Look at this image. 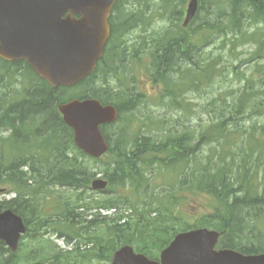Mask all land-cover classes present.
<instances>
[{
    "label": "trees",
    "instance_id": "obj_1",
    "mask_svg": "<svg viewBox=\"0 0 264 264\" xmlns=\"http://www.w3.org/2000/svg\"><path fill=\"white\" fill-rule=\"evenodd\" d=\"M144 1L115 2L102 57L72 88L53 89L29 65H0V212L13 210L27 226L15 252L0 240V264L107 263L123 244L157 259L177 232L198 227L221 231L219 247L264 253V0H198L186 28L177 25L186 0H158L143 9ZM155 15L170 26L131 42L129 34L145 31ZM175 28L192 30L191 44ZM219 37L232 46L253 42L252 65H218L200 56V44ZM133 62L145 65L162 109L178 119L193 110L184 96L203 87L210 95L206 117L195 127L176 123L174 115L147 117L146 123L160 124L151 134L113 132L118 123L132 127L134 115L124 113L131 104L122 107L109 94L146 103ZM120 75L129 84H116L114 92L106 83ZM218 78L239 85L225 87ZM73 98H97L117 109L116 121L100 126L109 151L99 159L75 147L57 111ZM97 175L108 182L102 191L90 188ZM197 195L204 201L195 215L182 207ZM46 201L54 213L41 216Z\"/></svg>",
    "mask_w": 264,
    "mask_h": 264
},
{
    "label": "water",
    "instance_id": "obj_2",
    "mask_svg": "<svg viewBox=\"0 0 264 264\" xmlns=\"http://www.w3.org/2000/svg\"><path fill=\"white\" fill-rule=\"evenodd\" d=\"M116 0H0V57L23 60L50 86H74L96 67L110 35L108 18ZM189 0L182 25L197 10ZM73 142L83 153L98 158L108 151L99 129L117 118L116 108L95 98L72 99L58 105ZM107 181L96 178L91 188ZM25 232L22 218L7 209L0 212V240L12 251ZM220 233L196 228L177 233L161 250L158 260L125 244L109 264H264V253L245 255L233 249H215Z\"/></svg>",
    "mask_w": 264,
    "mask_h": 264
},
{
    "label": "rangeland",
    "instance_id": "obj_3",
    "mask_svg": "<svg viewBox=\"0 0 264 264\" xmlns=\"http://www.w3.org/2000/svg\"><path fill=\"white\" fill-rule=\"evenodd\" d=\"M188 0H186L185 5L183 7V13L186 9V3ZM158 0H146L142 3V8L145 9L146 7H156L155 3H157ZM144 5V6H143ZM183 13L181 15L180 20L178 21L177 25L181 26L182 18H183ZM197 22L199 23V17L197 18ZM170 23H165L164 20H160L158 16L155 15L153 20H151L148 24L145 26V31L144 27H139L138 29H134L132 33L129 34V38L131 39V42L138 41L136 39L137 35H141L142 37L146 36H155V34L158 32V30H165L167 27H169ZM201 26V25H200ZM152 29V30H151ZM175 30L179 31L180 37H183L185 41H189L190 39L188 37L189 35L193 34L192 30L182 32L179 30V28H175ZM141 40V38H139ZM222 38L219 37L217 39L212 40L211 43L209 44H200V49H199V54L200 56H203L205 58H208V56L211 57V60L214 58L216 62H219L218 65H249L250 63H247L252 57H253V52H254V43L253 42H246L242 45H239V43H234L233 46L230 45V43L227 44L228 40H224L222 43H225L226 45H222L221 43ZM200 43V42H198ZM147 58H144V61H146ZM130 65H134L132 67V73L135 76V86L137 90H140V92L145 94V105H142V101H139L138 98L131 103H128V97L129 95L125 94H120L118 96H113L112 94H109L111 96L112 101H116L119 105H123L124 107L127 104H131L132 106L130 107L129 110H125L124 113L134 115L133 117V125L132 127L129 126L128 123H118L116 126L112 129L114 132H119L118 130H127L126 132L130 133H143L144 135L151 134L153 130L157 129L160 127V124L157 122H152L150 124L146 123L147 122V117L151 119H155L156 116H165L166 118L174 115V121L176 123H179V119L185 123L184 120L189 121V125L191 127H195V125H198L201 121V119L205 118L206 115L204 114L203 107H207V103L210 101V95H204L203 87L198 91V93L191 94L187 93L183 100L184 104L189 103L190 108L193 109L191 114H188V117L185 116L184 112L181 113L179 112L178 114H182L179 119L177 118L178 115L175 114L173 110L168 111L167 109H162V106L164 105L159 99V93L160 90L158 89L157 86L152 84L151 78L147 74L146 68L144 64H137L135 62L131 63ZM252 65V63L250 64ZM229 78L231 75L228 76ZM217 80V77L215 81ZM218 83H221L222 85H225L227 87L228 85H232L234 88H236L237 83L236 80H233L232 84H229L226 82V84L222 83V81L218 78ZM106 84H110V86L113 89V91H116V84L117 85H128L129 82L127 79H125L122 75H120L118 78L115 77H110L109 82ZM105 85H103L104 87ZM214 93H216L215 90H213ZM135 95V94H134ZM127 98V99H126ZM126 101V102H125ZM204 102H206L204 104ZM122 106V107H123ZM130 106V105H129ZM210 109V107L208 108ZM129 115V116H130ZM130 119H132V116H130ZM172 120V121H173ZM170 121L169 124L170 126H175V124ZM144 123H146L144 125ZM154 123V124H153ZM247 124V122H246ZM245 125V124H244ZM132 130V132H131ZM135 130V131H134ZM194 140L191 142L192 146L195 144ZM196 149V148H195ZM202 149L197 148L196 151L198 152L199 155L202 154L201 152ZM93 191V190H92ZM90 195V194H89ZM3 196V195H0ZM6 197H12L11 195H6ZM204 199L202 196L197 195L192 197L191 200H189L187 203L184 202V206L182 207L184 210H188L195 215L199 214L201 212V205L203 203ZM54 203L51 201H46L43 206V212H41V216H45L46 214H51L54 213ZM44 213V214H42ZM49 235V234H48ZM51 239H53L54 243L59 247V248H66V245L62 238L56 237L55 234L49 235ZM24 243H26V240H24ZM27 244V243H26ZM24 248L27 249V247ZM93 264H107L106 262H96L94 261Z\"/></svg>",
    "mask_w": 264,
    "mask_h": 264
},
{
    "label": "bare ground",
    "instance_id": "obj_4",
    "mask_svg": "<svg viewBox=\"0 0 264 264\" xmlns=\"http://www.w3.org/2000/svg\"><path fill=\"white\" fill-rule=\"evenodd\" d=\"M170 26V25H169ZM171 28V27H170ZM152 30V29H151ZM125 69V68H124ZM176 70V69H175ZM125 77V76H124ZM116 78V77H115ZM127 80H128V78H127ZM21 102V101H20ZM126 102V101H125ZM18 104V103H17ZM24 104V103H23ZM109 105H112V106H114L113 104H109ZM123 106V105H122ZM115 107V106H114ZM124 107V106H123ZM116 108V107H115ZM116 111H117V109H116ZM118 113V112H117ZM117 119V118H116ZM63 120V119H62ZM116 121V120H115ZM115 121H113V122H115ZM64 122V121H63ZM65 123V122H64ZM110 123H112V122H108V123H103V124H101V125H105V124H110ZM28 124V123H27ZM151 124V123H150ZM154 124V123H153ZM25 125V124H24ZM119 125V124H118ZM99 129H100V127H99ZM101 131V130H100ZM118 131H120V130H118ZM135 131V130H134ZM62 132V131H61ZM131 132H132V130H131ZM102 133V132H101ZM32 134V133H31ZM141 134V133H140ZM103 135V134H102ZM133 135V134H132ZM34 136V135H33ZM131 136V135H130ZM31 137V136H30ZM104 137V136H103ZM1 138V137H0ZM22 138V137H21ZM116 138V137H115ZM104 139H105V137H104ZM115 140V139H114ZM105 141H106V139H105ZM114 142V141H113ZM44 143V142H43ZM106 143H107V145H108V150H109V144H108V142L106 141ZM87 155V154H86ZM88 157H90V158H93V159H99V158H101V157H103V155L102 156H100V157H98V158H94V157H91V156H89V155H87Z\"/></svg>",
    "mask_w": 264,
    "mask_h": 264
},
{
    "label": "flooded vegetation",
    "instance_id": "obj_5",
    "mask_svg": "<svg viewBox=\"0 0 264 264\" xmlns=\"http://www.w3.org/2000/svg\"><path fill=\"white\" fill-rule=\"evenodd\" d=\"M0 65H26L22 62H15V61H5L0 58Z\"/></svg>",
    "mask_w": 264,
    "mask_h": 264
}]
</instances>
